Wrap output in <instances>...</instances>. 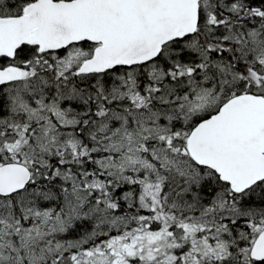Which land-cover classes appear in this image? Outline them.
I'll use <instances>...</instances> for the list:
<instances>
[{
	"label": "snow or ice",
	"instance_id": "6c2138e0",
	"mask_svg": "<svg viewBox=\"0 0 264 264\" xmlns=\"http://www.w3.org/2000/svg\"><path fill=\"white\" fill-rule=\"evenodd\" d=\"M0 264H264V0H0Z\"/></svg>",
	"mask_w": 264,
	"mask_h": 264
}]
</instances>
